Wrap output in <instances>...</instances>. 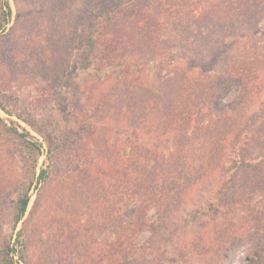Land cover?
Instances as JSON below:
<instances>
[{
	"label": "rangeland",
	"instance_id": "374dc122",
	"mask_svg": "<svg viewBox=\"0 0 264 264\" xmlns=\"http://www.w3.org/2000/svg\"><path fill=\"white\" fill-rule=\"evenodd\" d=\"M8 2L0 248L15 264H264V0ZM5 125L42 145L16 227L29 170Z\"/></svg>",
	"mask_w": 264,
	"mask_h": 264
},
{
	"label": "trees",
	"instance_id": "16d2710c",
	"mask_svg": "<svg viewBox=\"0 0 264 264\" xmlns=\"http://www.w3.org/2000/svg\"><path fill=\"white\" fill-rule=\"evenodd\" d=\"M2 3H3L1 6L2 11L0 13V30H2L5 27V25L8 23V20L12 13V9H11V6L8 0H2ZM100 16L101 15H99L98 17ZM92 18H94V22H95L94 26L95 27L98 26L99 23H97V20H98L97 16L94 14ZM97 42H98V39L96 37L92 39V41L91 39L89 40V42L85 46L88 54L89 52H92L91 54H93V52L96 51V47L98 46ZM85 58L90 60V57H85ZM220 83L222 84V81ZM62 86L63 87L61 88L66 87L64 86L63 83H62ZM0 108L10 115L15 114L13 113V111H11V109L5 103L1 101H0ZM7 128H8V131L12 132L14 135H16L19 138L21 142V147L26 157L27 168L29 170V173L25 177L23 191L21 195L18 197L17 205L15 207L14 227H16L17 224L22 220L23 216L26 214L28 205L30 203L31 197H30L29 192L33 186V180L35 179V176H36L39 156L41 155V151H42V145L40 143H37L29 139L27 137L29 134L28 131L20 132L18 131L17 128L9 127V126H7ZM51 176H52V165H50L49 163L47 166L41 169V171L38 174L37 179L40 182L46 181ZM15 252H16L15 248L14 246L11 245L10 242H8L5 246L0 248V264H15V256L13 255L15 254ZM22 260H24V257L22 255H19V261L21 262ZM25 264H28V263H25Z\"/></svg>",
	"mask_w": 264,
	"mask_h": 264
}]
</instances>
